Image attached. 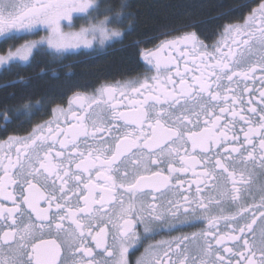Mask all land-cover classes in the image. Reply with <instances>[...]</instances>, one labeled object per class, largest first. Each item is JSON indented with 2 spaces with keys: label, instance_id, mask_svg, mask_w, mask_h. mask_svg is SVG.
Returning a JSON list of instances; mask_svg holds the SVG:
<instances>
[{
  "label": "snow or ice",
  "instance_id": "6c2138e0",
  "mask_svg": "<svg viewBox=\"0 0 264 264\" xmlns=\"http://www.w3.org/2000/svg\"><path fill=\"white\" fill-rule=\"evenodd\" d=\"M129 7L0 0V39L49 32L0 55V66L45 46L62 56L122 42L135 29ZM94 13L95 23L62 29ZM220 37L161 41L141 52L153 75L76 92L52 120L0 141V264H129L137 225L159 234L196 223L207 228L150 245L136 264H264V0ZM38 105L24 103L16 118L30 121Z\"/></svg>",
  "mask_w": 264,
  "mask_h": 264
},
{
  "label": "trees",
  "instance_id": "16d2710c",
  "mask_svg": "<svg viewBox=\"0 0 264 264\" xmlns=\"http://www.w3.org/2000/svg\"><path fill=\"white\" fill-rule=\"evenodd\" d=\"M104 2V1H103ZM106 3L117 0H105ZM134 14V31L122 42H113L102 51L69 52L49 55L47 48L28 64L13 63L0 73V112L11 123L0 119L2 129L21 130L52 114L57 104L65 105L74 93L92 91L101 84L118 82L144 69L141 52L160 40L198 28L212 33L225 23L242 19L261 0H126ZM134 42L136 46H133ZM19 46L18 40L2 45L1 52ZM14 86H11L13 85ZM39 102V111L30 121L16 118L24 103Z\"/></svg>",
  "mask_w": 264,
  "mask_h": 264
},
{
  "label": "flooded vegetation",
  "instance_id": "af4514ba",
  "mask_svg": "<svg viewBox=\"0 0 264 264\" xmlns=\"http://www.w3.org/2000/svg\"><path fill=\"white\" fill-rule=\"evenodd\" d=\"M103 1L104 0H102V2ZM256 7H258V5ZM249 13H247L244 17H246ZM77 15H79V14H74V17H76ZM80 16H83V15H79V17ZM244 17L242 19H240V20H235V22H231V23H243ZM75 19H77V18H74V20H73L74 23H75ZM73 22H72V24H73ZM227 24H229V23H225L223 26L218 27L216 29H213L214 31L212 33H208L207 31L202 30V29H198V28H193L192 30L183 31L180 34L171 35V37H166V38L160 40V42H158V44H156L152 48H149L148 50L155 49L161 43V41L174 39V38H176V37H178L180 35H183L185 32H189V31H195L201 40H203L206 44L211 45V44H214L215 42H217V41H219L221 39L220 32L222 31L223 27L225 25H227ZM66 25H67V22H63L61 26L65 27ZM41 29H45L44 26H41L40 30L38 32L43 31ZM43 32H45V31H43ZM19 34L22 37H25V36L29 35L30 32H24L23 30H20L17 33V35H19ZM48 34H49V32H48ZM42 36L46 37V35H42ZM15 40H16V37L13 38V39H9L7 41H4L3 39H0V48H2L1 47L2 45H5L8 42H14ZM229 43H230V41H229ZM9 48H12V47H9ZM9 48L6 49V50H9ZM142 65H144V69L140 73L136 74L135 76H130L127 79L119 80L118 82L135 80V79H138V78L142 79L145 75H153L154 74V72H151V71L148 70L150 68V65L148 64V62L144 58L142 59ZM114 83H116V82H108L107 84H114ZM255 87L258 88L259 84L257 83L255 85ZM92 93H93V90L85 92V94H88V95H91ZM62 106L67 108L68 107V103H66L65 105H62ZM52 119H53V113L50 116L44 117V119H42V120H35L32 123L31 126L23 128L21 130H11L10 131L7 128L2 129V131L0 133V141H3L5 139H7V137L9 135H17V136L27 135L29 132L32 131V128L37 123H42V122H44L46 120H52ZM63 119L64 118L61 117V121H63ZM62 126H64V125L62 124ZM184 179L187 181V183L184 186V189L187 190L189 183H191L192 180L195 179V178L192 176L191 173H189L187 176L184 177ZM195 190H196V185L194 183H192L191 184V189H190L191 193H195ZM172 198H174V196L170 192H166L164 194V196L161 197L162 200H167V199H172ZM119 223L123 224V220H120ZM220 227H221V229L224 228L223 222L220 223ZM205 228H207V224L206 223H196L194 227H182L178 231L169 232L167 229H165L164 231H159V229H157V232H159V234H152V233L145 234L144 230H143V225H137L135 230L140 234V241H139V243H134L130 247L128 255H127L128 262H129V264H136L138 259H140L142 256H145V249H147L150 245H153V244H155L158 241L170 240V239H172L174 237H177V236L191 234L193 232H199V231H201V230H203ZM145 236H147V238H145Z\"/></svg>",
  "mask_w": 264,
  "mask_h": 264
},
{
  "label": "rangeland",
  "instance_id": "374dc122",
  "mask_svg": "<svg viewBox=\"0 0 264 264\" xmlns=\"http://www.w3.org/2000/svg\"><path fill=\"white\" fill-rule=\"evenodd\" d=\"M103 3H106L105 0H104ZM99 18L102 19V16L99 17ZM96 19H97V15L95 13L90 15V16H84L83 15V16H80L79 18L75 19V23L73 22V26L71 28H69L67 26H65V27L62 26V29L64 31H66V32H68V31H77L81 27H87L89 24L95 23ZM41 30H43L45 32H43V31L30 32V34L25 36V37H22L20 34L16 35L15 37H16V40H18V42H19V46L12 47V48H9V49L15 50V48L20 47L21 45H23L24 43H26L28 41L40 40L43 37L42 35H46V36L49 35L48 31H46L45 29H41ZM112 43H113L112 41H106L104 44H100L99 40H97L96 42H94L92 48H77V49L70 50V52H74V51L78 52V51H85V50H90V51H95V50L98 51L99 50V51H102V50H105ZM45 48H47V47L45 46ZM6 53H7V51L5 53H3V51L2 52L0 51V55H5ZM31 59H32V57H30V59L28 61H18L16 63L28 64V63L31 62ZM5 67H8V66H0V73L3 70V68H5Z\"/></svg>",
  "mask_w": 264,
  "mask_h": 264
}]
</instances>
